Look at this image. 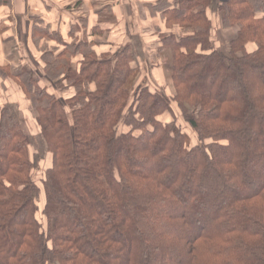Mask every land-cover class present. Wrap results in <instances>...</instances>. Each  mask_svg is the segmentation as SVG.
Wrapping results in <instances>:
<instances>
[{
	"label": "trees",
	"instance_id": "obj_1",
	"mask_svg": "<svg viewBox=\"0 0 264 264\" xmlns=\"http://www.w3.org/2000/svg\"><path fill=\"white\" fill-rule=\"evenodd\" d=\"M173 2L176 33L159 37L171 100L130 95L128 45L111 58L74 40L42 56L74 92L64 101L22 70L50 166L40 188L30 139L0 105V264H264V0ZM213 6L236 28L220 49Z\"/></svg>",
	"mask_w": 264,
	"mask_h": 264
},
{
	"label": "crops",
	"instance_id": "obj_2",
	"mask_svg": "<svg viewBox=\"0 0 264 264\" xmlns=\"http://www.w3.org/2000/svg\"><path fill=\"white\" fill-rule=\"evenodd\" d=\"M173 8V0H0V102L28 112L31 104L18 86L22 70L34 79L32 64L44 72L42 56L55 57L74 40L85 39L96 54L111 58L128 45L134 59V47L145 56L141 41L148 34L155 42L148 63L159 65L152 66L154 76L163 80L167 71L171 76V67L166 68L171 66V52L161 49L159 37L175 32L163 17ZM207 15L221 39H233L236 28L222 27L215 6ZM77 60L79 56L71 64L76 66Z\"/></svg>",
	"mask_w": 264,
	"mask_h": 264
},
{
	"label": "rangeland",
	"instance_id": "obj_3",
	"mask_svg": "<svg viewBox=\"0 0 264 264\" xmlns=\"http://www.w3.org/2000/svg\"><path fill=\"white\" fill-rule=\"evenodd\" d=\"M174 7H175V5H174ZM138 35H140V34L138 33ZM146 38L147 39H145L143 41H141L139 39L144 46V48H143L144 52L146 49L145 56L142 55L141 50H138L137 48L134 47V59H133L134 64H133V67L136 69V71L133 74V77L130 79V81L127 85V90L130 93V95L132 96L136 90H139L142 87H147L151 91H159L167 99L171 100L175 95V91H174V88L172 85L171 76H169L170 74H168L169 71H167L166 78H164L163 80H160V78L157 79L154 76L152 68L155 67L154 64H157V63L155 62V63H152V65H150L148 62H149V60H152V58L149 57V52H150V50H153L155 48V46L153 45V43H155V42L151 40V38H150V36H148V34H147ZM226 42H227V40L226 41L222 40L221 37L218 36V39L215 42V46H216V48L220 49L221 46ZM149 46L152 48H149ZM120 47H123V45H120ZM32 66H33L34 70H32V68H29L32 76L34 77V79H36V81L40 84L41 87H46V89L48 90L49 93L55 94L58 99L63 100V101L66 99H69L74 94L72 89H66L64 87L66 85V83L60 82V84H58V81L57 82L50 81L48 78H46V75L43 72V70H42V72L39 71V69H37V66L35 64H32ZM168 67H171V66L168 65L166 68H168ZM170 73H171V71H170ZM7 104H9V103H7ZM7 104H2V102H0L1 106H5L10 110V113H11V116L13 117V119L15 121H18L21 124L25 133L28 135V137L30 139V142H31V145H30L31 160L33 163H35V169L32 172V179L35 182V184H37L41 188L40 181L43 179V175H44L45 170L50 166V156L48 153H46L44 144L41 141L42 139L40 136V130H39V127H38V125L36 123V119H35L36 114H35L34 110L32 109V107L28 106L29 107L27 110L28 112H24L25 109L22 110L18 107L14 108V106L11 107L10 104L9 105H7ZM170 106L173 109L176 116L178 117L177 119H178L179 127H181V128L183 127L182 128L183 132L186 133L190 139L189 143L191 145H193V142H195L194 141V135L191 132V130L186 126V124L183 122L181 115L177 109L176 104L170 102ZM259 168L260 169L257 170V173L261 174L262 168L261 167H259ZM42 205H43V197L41 195L40 200H39L40 209L42 208ZM38 218L42 222V218L39 215H38Z\"/></svg>",
	"mask_w": 264,
	"mask_h": 264
}]
</instances>
